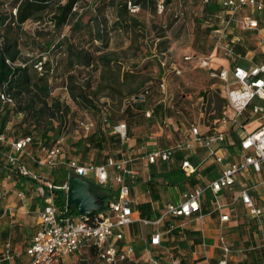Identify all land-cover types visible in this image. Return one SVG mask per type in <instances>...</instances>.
<instances>
[{
  "label": "rangeland",
  "instance_id": "1",
  "mask_svg": "<svg viewBox=\"0 0 264 264\" xmlns=\"http://www.w3.org/2000/svg\"><path fill=\"white\" fill-rule=\"evenodd\" d=\"M117 1L123 2V0ZM155 2L156 0H149L147 5H143V0H140L137 12L125 11L118 19L116 10L120 11L121 8L119 5L114 8L111 0H78L73 8L76 15L72 16L61 30L55 31L54 22L51 20L55 14V4L21 24L20 28L24 32L19 39L22 57H26L28 63H31L33 59L41 56L43 71L48 67L51 70L57 68L54 73L56 75L48 79L52 88L48 101L50 102V98H58L66 106L64 117L69 128L66 142L64 141L65 150L75 149L77 140L85 135L79 123L94 122L98 125L103 115L110 116L111 120L124 122L127 137L130 136V126L141 124L145 135L154 136V138L157 137L156 133L162 129L159 138L164 140V143H170L172 137L179 139L194 125L192 116L195 111L203 113L205 110L211 112L219 109L221 98L217 93H209L213 90L212 85L218 83L216 80L218 78L213 77L199 63L200 58L208 53L211 42L209 34L215 22L214 14L217 9L213 5L214 0H209V3L204 0H169L162 12L156 9ZM1 8L9 7L5 4ZM79 15L86 26L71 34L70 23ZM95 18H98L100 28L106 32L104 33L105 41L95 39L93 33ZM66 39L69 43L94 53L95 60L90 67L68 66L67 41L61 44L59 50L54 51L56 44ZM45 50L47 52L50 50L51 56L45 54ZM186 54L192 55L193 59L184 60ZM45 62L48 63L44 65ZM16 64L22 65V61L19 60ZM175 68L180 72L176 73ZM34 69L40 75V71L35 67ZM70 87L75 94H80L83 90L90 102L80 97L79 101L73 100ZM206 98H208L207 102ZM253 104L264 106V102L254 99V102L246 109L247 113H250ZM261 116V112H252L251 116H248L249 122L246 127L250 126L252 120ZM23 118L22 114L16 116L12 114L9 117L6 131L9 135L18 138L22 137L24 130H33V135L38 140L40 137L34 131V128H37L34 127V120L29 118L24 121ZM171 125L174 129L170 132ZM30 151H32L30 155L26 154ZM71 152L69 151V154L72 155ZM77 153L85 161L96 163L101 162L107 155L115 158L121 157L117 146L112 144L108 138L103 149L91 145L87 150ZM23 156L29 157L31 167H46L49 169L47 171L49 174L44 173L39 176L34 172L37 178L42 179L41 186L44 187V189L37 190L30 188L21 191L16 186H9L10 181L0 178V222L9 223L12 220L11 232L18 234V231L14 232L16 220L20 222L27 218L25 224L29 226V233L23 231L15 238V241L19 236L26 240L22 245V255L18 256L22 260L24 248L37 228L36 214L30 207L27 211L17 215V207L13 203H21L24 198L28 197L27 194L42 196L47 190L45 182H51L53 175H57L55 170L61 167L60 165L47 166L46 162H43L45 161L44 151L38 148L27 147ZM31 156L33 159L30 158ZM132 158L133 156L130 164L132 163V166L137 168L138 184L143 186L140 191L144 193V188H146L148 190L146 195L152 196L155 193L158 195L159 202L156 203L158 211L170 200L175 202L179 187H173L167 175H177L178 178H183L182 174L176 171L177 162H159L142 173L143 171L138 169L142 159ZM36 161H42L43 164ZM24 162L26 163L25 160ZM0 163V166L6 165L2 153ZM61 172L59 170L60 174ZM133 197L139 200L140 195L136 191ZM182 224L189 229L192 228L194 222L185 219ZM261 224L264 229V220ZM165 227H167L166 224L163 227L159 226V229L163 230ZM258 227L256 220L246 214H241L237 218V225L228 224L223 227L222 231L218 229V232L219 235L222 232L224 243L233 252L241 250L237 258H240V261L243 259L244 264H262L264 232ZM152 229L153 226L142 225L134 228L132 242L137 250L142 247L145 240H148ZM177 234L179 237L171 236L170 233L165 235L168 245L173 248L175 254L178 253L187 258L188 264H193L189 250L194 240L199 238L198 234L190 237L185 235V231L177 232ZM216 252L219 253V249H216ZM147 258L148 255H143V260L146 261ZM0 264H4L1 255ZM70 264L105 263L96 254L84 253L72 257Z\"/></svg>",
  "mask_w": 264,
  "mask_h": 264
},
{
  "label": "built area",
  "instance_id": "2",
  "mask_svg": "<svg viewBox=\"0 0 264 264\" xmlns=\"http://www.w3.org/2000/svg\"><path fill=\"white\" fill-rule=\"evenodd\" d=\"M204 1L209 2V0ZM165 5L166 0H156L155 2L159 12L163 11ZM220 7L223 12L217 16V26L211 30L214 48L220 49L226 57L234 59V57L241 55L238 46L242 39L236 37L233 41L229 40L226 28L236 21L235 14L237 12L245 7H251L257 12L262 11L264 10V2L262 0H221ZM127 8L130 12L135 13L139 10V5L128 0ZM238 22L244 29H258L256 18L242 16ZM191 59H193L192 55H184V60L189 61ZM199 61L202 67L210 69L213 77L225 83L226 102L234 113L232 122L240 132V151L238 154L231 155L213 148L214 143L225 142V135L221 131L204 134L194 125L191 126L190 135L187 139L174 146L144 154L142 159L148 165L168 162L178 151L191 148L192 141H194L205 149L208 156L215 159L214 163L219 167L215 178L206 186L183 193L181 200L168 203L155 220H148L135 215L130 192L132 187L138 183L139 176L137 171L131 167L130 159L125 157L121 150L118 151L121 157L109 156L101 164L82 165L76 159L59 157L64 144V138L61 137L57 144L46 152V164L50 166L62 164L67 167L71 174L83 177L87 181L92 180L99 186L112 190L114 196L104 201L103 208L91 215L76 214L69 211L67 204L59 206L56 201L57 194L54 190L60 189L66 192L67 182L63 186H54L50 182H45L48 193L42 194L45 195V204L39 213V228L31 237L26 248V254L29 257L27 264H64L65 258L80 254L86 247H93L99 259L105 264H123L125 261L137 263L134 248L126 236L133 223L158 227L166 217L172 216L190 219L202 226L205 219V214L202 211V200L206 191H210L214 197L217 196L222 189L235 186L237 175L246 170H251L257 175H264V125L248 132L244 130V122L242 121L244 112L254 102V99L264 102V63H255L250 68L234 65L230 70L223 68L215 71L212 70L208 58H200ZM7 63L10 62L7 60ZM34 67L40 73L43 72L42 61L36 62ZM175 71L176 73L180 72L176 68ZM230 73L234 78L232 87L228 86ZM0 99L3 103L12 102L11 96L5 91L0 94ZM252 112L264 113V106L253 104ZM79 126L85 133H88L94 129L95 124L94 122H81ZM112 132L119 136L122 143L127 139L124 122H118L113 126ZM30 141L29 136L13 140L8 139L4 133L0 132V144H5L8 147L5 153L8 162L16 166L20 174L36 178L24 165L19 164V157ZM180 167L185 176L193 175L197 171V168L187 159L181 162ZM257 185L240 187L231 202V204L241 203L246 214L251 218H260L263 215L261 206L252 197V190ZM40 189L43 187L41 186ZM215 208L220 213V221H228L229 215L222 213L223 206L217 201H215ZM91 216L93 217L91 218ZM162 235L163 232L159 229L154 230L150 235L149 245L160 248ZM221 250L222 257L217 264H227L230 248L223 242ZM11 252L10 243H5L2 252L4 259H11ZM144 264H161V261L150 253ZM171 264H180V261L173 259ZM205 264H210V262L207 260Z\"/></svg>",
  "mask_w": 264,
  "mask_h": 264
},
{
  "label": "crops",
  "instance_id": "3",
  "mask_svg": "<svg viewBox=\"0 0 264 264\" xmlns=\"http://www.w3.org/2000/svg\"><path fill=\"white\" fill-rule=\"evenodd\" d=\"M264 2V0H262ZM209 3V2H208ZM221 0H214L213 5L216 6V12L214 14L215 17V22L212 24L211 29H210V38L211 42L209 45V50L206 55H203V58H208L211 62V68L212 70L218 71L220 69L226 68L230 70L234 65H238L244 68H250L252 65L255 63H264V10L262 11H256L251 7H245L241 11L237 12L235 14V19L236 21L231 24L228 28H226L227 32V38L229 40H234L236 37H240L242 39L241 43L238 46V50L241 53L240 57H234V59L226 57L222 51L218 48H214V39L211 34V30L217 26V16L223 12L220 7ZM242 16H249L256 18L258 20V29L256 30H250V29H244L238 20ZM187 55V54H186ZM209 73L210 69L206 68ZM218 83H214L212 85V91H209V93H217V95L221 98V105L218 110H214L211 112H207L206 110L203 113H199L197 111L194 112L192 116V120L194 122V126L198 128V130L201 133L208 134V133H215V132H222L225 135V138L228 143V147L224 148V143H214L213 148L214 149H220L222 152H226L231 155H237L238 152L240 151L239 148V137H240V132H238L237 127L233 124L232 118H233V110L228 106L226 102V97H225V83L219 79H216ZM234 78L233 76L229 75V81H228V86L232 87L234 85ZM208 93V94H209ZM214 98V96H212ZM258 100V99H256ZM208 101V98H206V102ZM247 111V110H246ZM244 112L243 116V122H244V130L251 132L258 128L261 125H264V113H262L261 117H258L257 119H254L250 122V126L248 128L246 127L247 123L249 122V117L251 116L252 110L250 113ZM147 113L150 115V112L147 111ZM249 116V117H248ZM144 120V119H142ZM112 123H118L122 121H114L111 120ZM172 129H174L171 125L169 128V131L171 132ZM95 130V129H93ZM92 130V131H93ZM161 131H158L156 133L157 137L154 138V136H147L143 132V126L141 124H134L130 126V136L127 137L124 143V147L122 149L123 155L129 159L133 156L132 159H142L144 154L147 152L157 150V149H163L166 147H171L176 145L178 142H181L185 139H187L190 135V130L185 134L182 135L179 139H176L177 137H172L170 143H164V140H161L159 138L160 134L162 133ZM237 140H236V138ZM163 143V144H161ZM6 152V151H5ZM144 153V154H141ZM3 156H5V153H3ZM138 156V157H136ZM187 159L193 166L197 168V171L190 176H185L184 173L181 170V162L183 160ZM214 158L208 156L207 152L205 151L204 148L200 147L197 142L192 141V146L189 149H185L182 151H178L174 157L168 161V162H177V170L179 171L183 178H178L176 176H170L167 175L168 178L170 177L171 183L173 184V187H179L177 190V199L175 202H178L182 198V194L185 192H189L195 188H200L206 186L215 176L217 175L219 171V167L214 163ZM157 162L154 165H148L146 164L143 159L142 162L139 163L138 169L143 171L144 173L149 167H154L158 164ZM163 163V162H160ZM167 163V162H164ZM1 164V163H0ZM138 164V163H137ZM6 165L0 166V178H3L4 181L8 180L9 186H16V188H20L21 191H24L25 189H30L32 188L33 190H37L41 187V184H43L42 179L37 178L36 181H32L31 178L28 177H21L18 176L16 173H12L10 169L5 168ZM131 167L137 171V168L132 166ZM33 172L37 173L39 176H41L44 173H48L47 171L49 170L48 168L44 170V167L42 166H37V168L31 169ZM138 174V172H137ZM237 184L233 187H228L224 188L221 190L220 193H218L217 196H213L210 191H206L202 204H206V210H210L208 213L205 214V219H204V224L200 226V224H197L195 221V225L192 226L191 230H196L199 232V240L200 243L195 245L193 249L189 250V254L192 257V263L193 264H205V262L208 260L211 264H217L218 260L222 257V250H221V245L224 242L222 232L221 235H219V231L223 230V227L230 224V225H237V218L241 214H246L244 206L236 202L235 204H231L233 196L236 195L238 189L240 187H248L250 185L258 184L253 190H252V197L255 200L257 204H259L263 210V215L260 218H251L257 221L259 227V230L262 229V224L261 222L264 220V175L263 174H254L252 173L251 170H246L244 172H240L237 175ZM140 185V186H139ZM141 184L137 183L132 187V190L130 192L131 200H132V207L135 213V215H139L140 213L137 210V205L141 203L148 202L150 203L151 211L152 212H157L158 216L163 212L165 205L168 203H173L171 200L167 202L166 204L163 205V208L158 211V208L156 206V203L159 202L158 195L155 193L152 196L151 195H146L148 193V190L146 188L144 193H141ZM143 187V186H142ZM105 188V187H103ZM106 190L109 189L105 188ZM139 193L140 198L139 200L134 199V194ZM108 194H111L114 196V192L110 190ZM27 198H22L23 201L21 203H13V205H16V210H17V215H20L23 213V211H27V208L32 207V212L35 215L36 219V224L37 228L34 230L32 235L34 236V233L37 231L39 228V213L45 203H43V197L42 196H33L32 194H27ZM156 196V197H155ZM172 198V196L170 197ZM12 199V198H9ZM109 199V198H108ZM107 199V200H108ZM215 199V200H214ZM215 201L218 202V204L222 205V213L223 214H228L229 219L228 221L221 222L220 221V213L216 210L215 208ZM241 209H243V212H241ZM12 215V214H11ZM34 218V215H32ZM150 220V219H148ZM17 224H15L14 232H19L20 234L23 233V231L29 233V226L26 223L27 218L22 219V221L18 222V219L16 220ZM12 223V220L9 221V223L6 222H0V252H2L5 242L10 241L13 249H14V259L12 260H6L4 259V264H27L29 261L28 255L25 253L26 248L28 247V244L30 242L31 237L29 238L27 245L24 248V255H23V260L19 259L18 256L22 255V245L26 241L23 237L18 238L17 241H15L16 236L18 234H12L11 230L12 227L10 225ZM139 226V224L132 225L131 226V231L130 228L126 233L127 239L131 242V245L134 248L135 251V256H136V261L137 264H144L143 260V255H149L150 253L152 254H157L159 252L165 253L163 255V259L168 261L170 264L172 262V255L169 253L163 245L158 248V247H151L149 245V240H150V235L152 232L156 229H159V226L155 225H142V226H153V229L149 233L148 240L144 241V244L140 249H136L132 242L133 238V233L134 228ZM261 232V233H262ZM219 235V236H218ZM23 236V235H21ZM263 246H264V239H263ZM216 249H219V253L216 252ZM241 252V250L238 251H232L230 249L229 256L227 257V264H244V260L240 261V258H237L238 254ZM95 254L94 252L90 251V247L84 248L80 254H77L76 256L82 255V254ZM97 255V254H96ZM71 256L68 258H65L64 264H70L72 261ZM98 257V256H97ZM99 258V257H98ZM185 258V257H184ZM183 264H188L187 258L183 260ZM264 264V260L262 262Z\"/></svg>",
  "mask_w": 264,
  "mask_h": 264
},
{
  "label": "trees",
  "instance_id": "4",
  "mask_svg": "<svg viewBox=\"0 0 264 264\" xmlns=\"http://www.w3.org/2000/svg\"><path fill=\"white\" fill-rule=\"evenodd\" d=\"M128 1V0H127ZM127 1L123 0V2H118L117 0H111L112 5L114 8L120 6V11L116 10L117 18L123 16V13L129 11L127 8ZM134 4L139 5L140 0H130ZM169 0H166L168 2ZM78 0H65V2H61V0H0V94L5 91L7 92L11 98L12 102L10 103H3L0 99V132L4 133L8 139L18 140L29 136L31 141L26 144L24 151L27 147L31 146L32 148H38L41 151H44L46 156V152L50 150L57 144V141L63 137L64 141L66 142V134L69 128V125L65 119L64 115V108L66 107L63 103L59 101L58 98H50V102L48 101L49 95L51 92V87L48 82L50 76H54L56 74L57 68H53L51 70L50 67L46 68L40 75L37 74V71L34 69V64L38 61H41L42 57L33 59L31 63H28V60L22 57L21 50H20V36L24 33L21 30V24L26 22L29 18H33L38 13L43 12L47 7L50 5L55 4V14L52 16L51 20L54 22V29L55 31L61 30L66 24H68L70 18L75 16L76 13L73 10L75 4ZM143 5H147L149 0H143ZM8 5L9 8H1L3 5ZM85 27L86 24L82 23L81 15L76 16L74 20L70 23V33L74 34L75 32L79 31L81 28ZM93 33L95 35V39L105 41V34L104 30L100 28V23L98 18L94 20V30ZM40 35V34H38ZM68 39L61 42V40L56 44V50L60 49L61 44L66 42ZM50 52V50H48ZM45 50V54H49ZM51 56V55H50ZM66 58L68 66L77 65L78 67L87 68L90 67L95 60V55L93 52L89 51L88 49L77 47L72 43L66 42ZM7 60L10 63H7ZM21 60L22 65H17L16 62ZM45 62L44 65H46ZM54 71V72H53ZM71 89V97L73 100L79 101V97L83 98L86 102H90L87 96L84 94V91L81 90L80 94H75L74 91ZM24 115V121L32 118L34 121V131L38 134V140L35 139L33 135V130L26 129L24 130L22 137L15 138L14 136L9 135L6 131L7 123L9 121V117L11 115ZM57 124V126H56ZM118 123H112L110 116L103 115L100 119L98 125H95L93 131L85 133L84 136L80 137L77 142L75 143V149L70 148V150H65V143L62 145V153L59 156L60 158L66 159H76L82 165L87 164H101L103 163L109 155L105 156L101 162H91L85 161L81 156L77 153L79 151H85L88 149L89 146L96 147L98 149H103L104 145L107 141H109L117 146V151L123 149V145L125 142H121L118 135L112 132L113 126ZM40 125L42 127L40 128ZM56 126V127H55ZM81 128V127H80ZM82 129V128H81ZM83 130V129H82ZM236 138V136H235ZM237 140V138H236ZM224 148L228 147L227 140L225 138ZM8 147L5 144H0V156L1 153H6ZM6 151V152H5ZM69 151H72V155L69 154ZM32 151L26 152V154L30 155ZM120 154V153H119ZM24 157V158H23ZM30 158L33 159V156ZM6 161L5 168L10 169L12 173H16L18 176L21 177H28L31 178L32 181H36L37 175L31 170L37 167H31L29 163V157L23 156V153L19 157V164L28 167V170L31 172L32 175L36 176V178L30 175H23L18 172L16 166L11 165L6 156H4ZM26 163L24 162V160ZM40 164H43L42 161H36ZM45 163V161H43ZM60 165V169L55 170L57 175H53V180L50 182L54 186H63L71 172L67 169L66 166L62 164H55ZM50 166V165H47ZM54 166V165H53ZM43 167V166H42ZM53 168V167H50ZM47 168L44 167V170ZM59 170L62 171L61 174ZM49 174V173H48ZM60 176V177H59ZM60 179V180H59ZM60 181V182H59ZM91 192L96 196L98 199H103L106 201L108 198H111L112 195L108 194V190L99 186L98 184L94 183L92 180H89ZM43 187V186H42ZM44 189V187H43ZM47 189V188H46ZM46 194L48 193V189L45 191ZM54 192L58 194L56 196V201L59 206L66 205V195L67 193L64 190L55 189ZM44 196L43 203H44ZM156 197V196H155ZM137 210L140 213V217L144 219L155 220L158 217L157 212H152L150 203L145 202L138 204ZM69 211L72 213H78L76 208L73 205H70ZM98 211V210H96ZM202 211L203 213H208L210 210H206V204H202ZM208 211V212H207ZM93 216H91L92 218ZM90 218V219H91ZM185 220L183 217H166L162 224L159 226H165V229L160 230L163 232L161 244L163 247L172 255V259H178L180 264H183V260L185 259L180 254H175L173 252V248L168 245V242L165 238L167 233H170L171 236L179 237L177 232L185 231V235L190 237L191 235L198 234L199 232L196 230H190L191 228H187L182 221ZM174 222H178V224H174ZM137 224V223H136ZM132 225H135L133 223ZM131 225V226H132ZM195 225L192 224V226ZM130 226V231H131ZM191 226V227H192ZM133 233V232H131ZM134 234V233H133ZM12 258L8 260L14 259V249L10 241ZM5 242V243H7ZM192 244V248L200 243L199 238H196ZM131 244V242H130ZM182 244V242H180ZM183 245V244H182ZM5 246V245H4ZM4 250V248H3ZM2 250V252H3ZM90 251L96 253V250L93 247H90ZM0 252L2 260H4L3 254ZM26 253V251H25ZM98 255V254H97ZM156 258L161 261V264H170L168 261L163 259V255L165 253L159 252L157 254H153ZM123 264H137L136 262L132 261H125ZM211 264V263H210Z\"/></svg>",
  "mask_w": 264,
  "mask_h": 264
},
{
  "label": "water",
  "instance_id": "5",
  "mask_svg": "<svg viewBox=\"0 0 264 264\" xmlns=\"http://www.w3.org/2000/svg\"><path fill=\"white\" fill-rule=\"evenodd\" d=\"M66 204L73 205L79 214L91 215L103 208V199H98L91 192L90 182L87 179L71 174L67 180Z\"/></svg>",
  "mask_w": 264,
  "mask_h": 264
}]
</instances>
